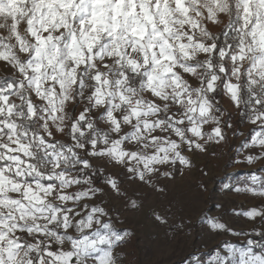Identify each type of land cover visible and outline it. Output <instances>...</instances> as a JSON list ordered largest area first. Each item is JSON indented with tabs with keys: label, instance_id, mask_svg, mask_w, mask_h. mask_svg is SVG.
Instances as JSON below:
<instances>
[{
	"label": "snow or ice",
	"instance_id": "6c2138e0",
	"mask_svg": "<svg viewBox=\"0 0 264 264\" xmlns=\"http://www.w3.org/2000/svg\"><path fill=\"white\" fill-rule=\"evenodd\" d=\"M222 15L234 33H225L223 45L207 23H221ZM5 20L0 63L19 76L0 83V264H124L117 249L131 233L104 219L105 207L85 203L75 210L105 191L94 184L91 158L134 162L127 171L140 181L159 165L190 166L185 149L207 152L208 142L225 141L231 127L211 97L221 85L257 126L242 147L261 151L245 160H264V0H0ZM78 98L87 105L72 117L66 108ZM172 105L181 110L171 112ZM99 108L100 116L90 118ZM208 124L214 126L206 132ZM124 126L131 130L111 138ZM53 127L59 133L68 127L72 143L50 140ZM126 142L141 148L126 149ZM251 181L235 191L264 196V175ZM105 183L120 191L114 177ZM82 184L88 187L68 191ZM242 215L264 218V211ZM207 224L218 234L230 231L216 217ZM247 244L225 240V251L191 264H264L257 241Z\"/></svg>",
	"mask_w": 264,
	"mask_h": 264
},
{
	"label": "rangeland",
	"instance_id": "374dc122",
	"mask_svg": "<svg viewBox=\"0 0 264 264\" xmlns=\"http://www.w3.org/2000/svg\"><path fill=\"white\" fill-rule=\"evenodd\" d=\"M229 19L227 15H222L221 23H207L214 33H232L227 27ZM198 58L203 60L206 56L201 54ZM3 68L4 65L0 63V79L5 76L11 78L12 74L19 76L15 69L9 67L8 72H4ZM183 75L193 86H198L199 80L196 77ZM145 96L154 98L150 93H145ZM211 97L218 102L217 107L223 112L222 119L231 127L224 129L225 141L219 144L208 142L207 152L185 149V154L192 161L190 166L179 163L159 165V172L140 181L127 171V167L132 166L134 162L129 161L126 165L116 163L109 157L91 158L94 167L90 172L94 174V184L105 191L103 194L98 193L91 200L79 202L75 210L80 211L85 203L105 207L108 216L104 219H111L117 230H127L131 233L129 242L120 246L123 250L117 249L124 264H191L196 257L206 262L216 250L225 251L222 246L225 240L238 247H247V241L256 240L257 236H260L259 233L264 231V218L252 219L242 215L253 207L264 211V196L235 191L237 188L252 187V175H264V169L261 168L264 160L251 164L245 160L248 154L258 155L261 150L256 147H242V143L250 138L252 130L257 126L249 122L241 105L237 107L234 104L222 85ZM36 102L43 103L38 99ZM86 105V100L78 98L77 102L68 104L66 111L70 116L77 117ZM180 110L175 105L170 109L171 112ZM102 112L103 108L93 109L89 117H99ZM71 122L66 120L65 124L70 125ZM97 124L105 130L110 128L103 120H98ZM213 126L206 125L205 131H210ZM130 130V126H124L120 134L112 133L111 138H118V135ZM53 133L54 136L49 138L53 142L72 143L68 127H65L63 133L56 132L53 127ZM155 134L169 135L159 131ZM124 147L133 150L141 148L138 144L128 142ZM165 171L171 172V175L165 176ZM75 174L74 172L73 175ZM107 177H114L118 181L119 192L105 183ZM87 187L88 185L82 184L73 186L68 191L74 192ZM68 206L72 207V202H69ZM157 215L164 217L167 222L158 221ZM212 217L219 218L229 225L230 231L220 230L218 234L217 230H211L207 220ZM254 251L264 252L261 242L257 241Z\"/></svg>",
	"mask_w": 264,
	"mask_h": 264
},
{
	"label": "built area",
	"instance_id": "2783aa9c",
	"mask_svg": "<svg viewBox=\"0 0 264 264\" xmlns=\"http://www.w3.org/2000/svg\"><path fill=\"white\" fill-rule=\"evenodd\" d=\"M225 33L228 34V37L229 38L234 35L233 32L231 33L229 31H226V32H215V34H216V36H217V38H218V40H219V42H220L221 45H223V43H224V41L226 39ZM87 94H88V92L86 91L85 95H87ZM241 107L243 108L244 112L247 113L248 108L243 103L241 104Z\"/></svg>",
	"mask_w": 264,
	"mask_h": 264
},
{
	"label": "trees",
	"instance_id": "16d2710c",
	"mask_svg": "<svg viewBox=\"0 0 264 264\" xmlns=\"http://www.w3.org/2000/svg\"><path fill=\"white\" fill-rule=\"evenodd\" d=\"M9 78H10V77H9ZM2 82H3V78L0 79V83H2ZM243 113L245 114L244 110H243ZM245 115H246V114H245ZM246 116H247V115H246ZM256 240H257L258 242H261V243H262V247L264 248V237L257 236Z\"/></svg>",
	"mask_w": 264,
	"mask_h": 264
},
{
	"label": "clouds",
	"instance_id": "9594fccd",
	"mask_svg": "<svg viewBox=\"0 0 264 264\" xmlns=\"http://www.w3.org/2000/svg\"><path fill=\"white\" fill-rule=\"evenodd\" d=\"M4 23H6V20L5 21H0V26H2Z\"/></svg>",
	"mask_w": 264,
	"mask_h": 264
}]
</instances>
